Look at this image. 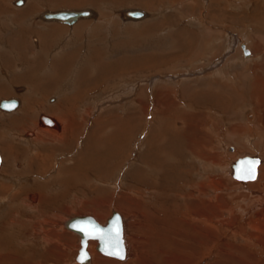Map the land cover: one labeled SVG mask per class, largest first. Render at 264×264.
<instances>
[{"label": "rangeland", "instance_id": "obj_1", "mask_svg": "<svg viewBox=\"0 0 264 264\" xmlns=\"http://www.w3.org/2000/svg\"><path fill=\"white\" fill-rule=\"evenodd\" d=\"M5 1V6L7 5V8L5 7L6 9L4 11L5 13L11 12V14L8 13L4 16H2V14L0 15V28L2 24L5 25L6 23H10V26H12L11 23H17V26L14 28L10 26H7L9 27L7 28L5 26V29L0 30V34L2 32L0 35V66H2L0 72L4 69V74L6 73V76L0 74V86L4 87L0 89V100L11 97H18L26 101L25 103H28L32 99L41 100L46 95L42 87L46 85L43 84L42 80L34 81L32 78V83L35 84L34 89L37 92H41L42 94L40 95H38V93L35 94L33 91L34 89H27L26 83L18 84L15 83V81L19 78L28 76L35 65L40 72L42 71L41 73L39 72L41 76H45V71L43 72V69L46 68V70L51 73V65L53 62L57 61L58 66L61 65L60 68L56 67L58 69L57 71H62L64 74L62 72L60 74L59 72L58 74L51 73V77L55 83L54 85L57 86L69 82L70 90H65L61 98L64 101L68 97H72L71 99L77 101L75 102L74 100L72 104V106H74H70V110L72 109L71 111L69 110L72 112L70 113V119H73V122L76 120L74 123L80 125V135H84V140L82 139L83 141L81 140L78 145L75 144V141L74 145L72 147L70 146L71 148L68 147L66 151L60 150L61 144L59 145V143L49 140V142L44 141L43 143L38 142V144H36L37 140L33 141V139L30 140L23 137L26 131L31 132L28 128V124H25L23 127L19 124H14L13 127L15 126V129H12L13 131L9 129L11 125L7 124L17 113H8L10 114L8 115L0 111V139L4 140L8 136L6 141L11 139L15 146L22 149V151L13 158L15 161H19H17L18 164L14 161L16 163L14 168L22 165L26 169L24 175H22V173L25 169L23 168L21 170L22 172L20 171L21 176L27 174V168L30 167V159L34 157L33 155L41 153L39 150L42 148H45V150L42 151L49 155L48 158L51 161L47 162L49 168L46 169V174H44L41 180L36 178L37 180L35 179V181H24L22 179V185L21 183L18 184L19 186L17 189H13L14 185L8 178L6 179L0 176V189L4 186L2 185L3 183L8 187L9 191V194L8 191L7 194L4 193L5 196L1 194L2 198H0L1 203L4 200L7 202L4 209L0 211V216L4 215L2 218V220H4L2 221L0 219V224L2 222L7 224V226H4L5 229H3V234L6 237L5 244L11 243L10 246L16 248L14 251L18 250L21 253L26 251L27 257H31L30 260L32 261V263H26L24 260L25 257L19 255L14 256L11 252L6 251L3 246L0 249V264H43V255L46 253H50L48 256L49 261L46 264H59L61 262V264H66L67 262H71L72 257L74 258L79 248V241L71 237L68 231L62 228V224L66 220L77 215H92L95 217L96 215L93 214L94 211H97L99 215L102 214L101 216L105 218H108L114 210L126 216L124 213L126 210L124 209L129 207L127 206L129 200L123 199L122 197L131 194L128 192L127 188L138 187V184H132L131 181L133 180L132 176H134V173L135 175L140 173L139 170H141V174L144 173V180H146L149 185L139 182L141 184L140 188H143L140 189L142 193L140 197L138 196L139 194H137L139 198L137 200L141 203V207L137 211L142 212L144 209L150 207L158 209L157 206H160L159 208L161 210H158L162 211L165 206V209L167 208L165 212L168 211L166 213L171 214L172 217L173 212H185L190 209V207L186 208L187 204L183 196L184 192L188 191L189 188L180 180L182 176L181 161L185 164H192L191 167H193L194 170L191 169L192 172L190 173V177L195 181V186L202 181V184L206 182L212 188L209 192V195L213 196L211 197L214 201H212V203L216 204L215 197L217 195H215V189L221 191L219 192V198L228 201L227 204H233L232 206L237 205L236 211L239 213L238 215H241L239 207L246 209L248 203L252 204L254 202L255 205V203L259 202V194L264 190V102L261 103L260 106V100H258V97H264V0H86L88 1L86 3L85 0H80L84 3L83 5H78L76 0H74L73 2L76 5H72L71 7L59 6V3H57L58 5H56V7H51V5L44 6L46 3L44 1L40 2V0H26L27 4L25 6H18L16 4L17 0ZM89 2L93 3L90 4ZM211 2L212 4L216 2L226 8L225 11H227L223 14L222 19L220 17L217 18L215 13L209 15L210 6L212 5ZM32 4L35 5V10L25 14L27 10H25V8H30ZM255 4H260L258 7L260 11L258 15L260 14L263 16L261 17L259 15L260 18L257 16V22H253L252 24L247 22L246 19L247 16L253 14ZM11 6L14 10L10 8ZM47 8L52 11L57 8H87L94 10L96 13L98 12V18H96L95 21L87 20L88 22L85 24H83V22L81 27H84V31L74 33V35H76L74 38L75 40L73 39V41L72 38L68 37L71 41L67 42L68 39L66 36L64 38V35L59 34L58 31L54 33L53 37L49 35L52 32V26H47L44 20L40 19L42 12L46 11ZM135 8L149 12V14H147L148 19L142 22L132 23L123 18L124 10ZM55 24L52 23L53 26L64 28V31L66 28L65 34L71 29L62 24ZM13 32H18L17 34L20 42H18L17 46H10L7 42L8 35ZM177 33H181L182 35L179 36ZM43 34L46 37H43L45 39L42 40V42L41 40L35 41L34 38L36 36L42 37ZM39 42L42 45H40ZM242 43H245L247 48L253 52L251 59L244 57L241 48ZM83 47L87 48V50H93V55L99 52V55L102 56L101 59H97L96 57L94 59H97V63L101 65L103 71L99 72L97 71L98 69H94V62L92 60V64L90 63L91 61L88 60L89 56L86 55L87 52H83ZM79 48H82V50H79V57L82 56L81 54H84L86 55L84 58H75L76 62L74 61L75 59L68 58V53ZM57 49H59L58 52L55 51ZM20 50L22 54L19 53L21 52ZM48 50L51 51L50 54L47 53L44 55L42 53ZM60 51L62 52L61 55H59ZM64 56L67 57L65 58ZM122 58L125 61V65L124 63L119 65L118 70L117 68L115 69L117 72L115 70H110L111 72L108 73L106 69L108 64L110 65L118 62L122 60ZM66 59L67 62H63ZM34 62L35 64L32 65ZM121 62H123V60ZM67 64L69 66H67ZM43 66L45 67L43 68ZM74 68L75 70L78 68L81 70L91 68V70L87 72L88 75L86 73V80L83 78L78 85L74 84V82L77 83L80 80L76 78ZM13 75L17 76V78ZM59 76H61V79H58ZM88 76L89 78H87ZM95 77L96 79H94ZM28 79L32 80L29 77L27 80ZM91 80L93 82H91ZM41 87L43 90H40ZM56 88L58 91L61 89V87ZM56 88H54V90ZM54 90L50 93H53V96L59 99L55 94L58 91ZM82 90L86 92L82 93ZM88 91H90V93H88ZM50 93H47V96L50 95ZM260 99L262 100V98ZM52 101L54 102L53 99ZM45 102L48 101L44 100L43 103L46 104ZM44 104H42V106H33V121H37L38 123L40 115H47V113L42 112V110H46ZM72 114L75 115V119L72 117ZM50 118L53 119L52 117ZM128 122L132 123L129 124ZM133 122L143 125L142 128H140V126L136 129L131 127L135 125ZM4 124L7 125V127H5ZM173 124L176 125V128ZM152 125H154L155 131L156 127L159 128L161 125H172V131L175 128L176 141H174V144H176L179 139L183 141V145L177 144L178 151L183 158L181 161V158L178 160V158L172 155L169 157V150L168 153L165 152L167 149L165 147L166 145L162 146L161 144L158 146V149H156V158L152 163L149 162V166H146L143 160H141L142 154L148 149L147 143L149 137H146V135L148 129L150 126L152 127ZM124 126L131 129L128 131H132L133 135L132 137L131 135H128L129 137L126 136V139L129 141L124 143L123 149L120 151L123 154L120 153L115 160L112 159L115 155H112L111 161L113 162H111V164L114 163V168L103 171L104 174H107V177L103 173L101 175L105 180H99L100 183L97 181V177H95L94 174L89 173L91 174V179L94 177L92 180L90 179L89 181L82 178L79 182L77 180L79 178H76L74 180L75 186H66V188L63 185L65 183L55 182V180L61 181L62 179L61 176H59L60 180L56 177L61 162L66 160L65 163H69L68 165L72 164L73 159L78 157L81 150L84 148L85 140H87L91 132H93L95 136L101 135L100 138H102L103 141L106 139V141H104L105 144H103L102 141L98 146L103 145L102 152L104 151L103 153L108 155L111 150V144L107 142L108 138L110 135L114 134V132L117 133L116 130L119 132L118 129L121 130ZM45 129L56 130L55 127L48 126H45ZM138 129L140 130L138 131ZM261 130L263 131L262 134ZM4 136L5 138L3 139ZM166 139L167 138L162 139L164 143ZM4 142L3 145L9 153L8 146H6ZM185 143H187L188 147L193 145L190 146L188 150ZM204 144H206V146ZM93 146L97 147L95 144ZM124 146L126 148H124ZM195 149L199 151V153ZM126 151L128 153H126ZM77 152L79 154H77ZM203 153L204 155L206 154V163H204V159L202 158ZM246 155L259 156L263 161L261 165L262 168L260 167V177L258 180L256 178L259 182L262 180L259 186H255L259 183L256 180L245 182L248 183V186L232 177L231 166L233 162L239 157ZM160 156H162V160ZM165 162L167 163L165 164ZM11 163L12 162H10V164ZM15 163L12 164L15 165ZM143 163L147 168L143 167ZM12 164L11 166H13ZM175 167L177 168L175 169ZM37 168H39V166H37ZM169 168L175 170V174L177 175L175 176V180L173 178L174 176H168V172L170 171ZM143 170H146V172ZM11 171L13 170H10V173ZM49 171H51V173ZM108 171L111 174L108 173ZM130 173L132 176H130ZM154 173L156 176L153 175ZM108 174H110V176ZM62 176L64 177V175ZM151 176L153 178L155 177V179H152ZM149 177L151 179H149ZM48 179H50L49 181H54L49 183L51 187L49 185L47 190L46 187L48 184H46V182ZM142 180L141 178V181ZM56 183L57 185H55ZM162 184L167 187V189H162ZM241 185L244 187L247 185V187L252 188L248 190ZM9 187H11V189ZM30 187H32L33 190L43 189L45 195H49L51 191L50 193L56 203H51L50 209L42 208L43 206L40 205L36 208H31V206H29L30 202L25 198L28 193L24 194L25 196L23 195V192L29 190ZM157 188H159V191ZM150 189L154 192H151ZM46 191L48 194L45 193ZM62 191H66L65 197L59 199L57 202L54 198L55 194L60 195ZM144 191L148 195H144ZM155 191L160 193H155ZM123 192L126 194H123ZM18 193H22V195L20 196ZM163 193H165V195H163ZM150 194L157 197L156 199L158 200L153 201L155 198L151 197ZM197 195V192H195L196 197ZM17 196L18 200H16ZM144 196L147 197L148 200H146ZM152 198L154 199L152 200ZM12 199L16 201H12ZM122 199L126 202H123ZM1 207L3 208V206ZM117 207H120V209ZM130 209L131 208L128 210ZM223 213L224 211H222L220 218L224 216L223 219L227 221L228 216H226V213ZM29 217L33 221L50 219L49 224H47L45 228L48 231L49 242L51 243H44L45 245H43L36 239L35 232L32 233L28 231L33 229L31 224L29 225V222H26L30 221V219L28 220ZM95 218L97 219L98 217L96 216ZM232 218L234 219L235 217ZM218 220L219 219H215L214 221L217 222ZM132 221L134 222L135 219L132 218ZM241 224H244L243 221L240 222V224L238 223L237 227H240ZM218 228L220 230L223 226H218ZM224 229L225 228L222 230ZM28 232L32 234L31 237H33V239L30 238L29 240V235L27 236ZM226 232L225 230H220V232L217 233L219 234L218 236L222 237V240L217 243L218 245H216L214 249L209 246H203L200 251L201 257H198L199 252L195 254L194 257L192 253L186 252V250L183 249V252L181 251L182 256L180 257L184 259L183 264H215L219 253H221V244L226 242L239 246H251L247 245L243 239L239 237L235 238L231 234L233 232L230 233L229 229ZM20 235L22 239L19 237ZM214 238H216V236H214ZM58 242L64 244L60 245L61 243ZM133 242H135L134 239ZM253 245L254 244H252V246ZM57 247H59V249ZM253 247L255 249V246ZM179 248L180 245L178 246V249ZM135 249L136 247L133 248V250ZM251 250L254 251L253 249ZM256 250L259 252L260 258L258 259L261 260L257 264H264V249L261 246H257ZM43 252L44 254H42ZM207 252H209V254H207ZM39 253L42 254V256L38 255ZM57 255L64 257V261L59 260V256ZM190 255H192L191 257L194 259H191ZM240 257L245 258L242 253ZM132 259L133 258H131V260ZM248 259L250 262L252 260V263L255 262L253 258L249 257ZM237 263L243 264L242 262H236V264Z\"/></svg>", "mask_w": 264, "mask_h": 264}, {"label": "bare ground", "instance_id": "obj_2", "mask_svg": "<svg viewBox=\"0 0 264 264\" xmlns=\"http://www.w3.org/2000/svg\"><path fill=\"white\" fill-rule=\"evenodd\" d=\"M41 1H44L46 3V5H44V6L51 5V7H56V5H58L57 3H59V6L61 5V6H64V7H71L72 5L73 6L76 5L73 2L74 0H40V2ZM86 2H88V1L85 0V3ZM76 3H78V5L79 4L80 5H83L84 4L80 0H76ZM92 3L93 2H91L90 4H92ZM26 4H27V1L24 0V4L23 5H18V6H25ZM211 4H212V2H211ZM259 5L255 4L254 10H253V14H250V16H247V19H246L247 22H250L252 24H253V22H257V18L260 15V14L258 15V12H260L259 11V8H258ZM57 9L56 10H53V11H60V10H84L82 8L81 9H64L63 8V9H58V10ZM225 9H226L225 7H223L220 4H218V3L215 2L214 4H212L210 6L209 15L210 14L213 15L215 13L216 16H217V18L220 17L222 19L223 18V14L226 13V11H227V10L225 11ZM25 10H26V12H25ZM25 10H24L25 14H28L30 11H34L35 10V5L32 4V6L30 8H25ZM90 10L92 11V15H90L89 17H81L75 23H73L72 25H69L67 23H64V22H62L61 20H58V19H44L43 14L46 11H52V10H50L48 8L46 9V11L42 12V14L40 16V19L44 20V22H45V24H47V26L48 25L49 26H52L51 27L52 28L51 29L52 32H51V34H49L51 37H53L54 36V33L58 31L59 34H63L64 35V38L66 36V38L68 39L67 42H70L71 41L70 38H72V40H73L76 37V35H74V33H77V32H80V31H84V27H81V25H83L86 22H88L87 20H90V21L93 20V21H95L96 18H98L97 17V13L98 12L96 13L94 10H92V9H90ZM125 11L126 10H124V12ZM143 11H145V10H143ZM124 12H123V18H124ZM263 12H262V14H263ZM32 14H33V12H32ZM147 14H149V12H146L145 11V16L142 17V18H139V19L129 18V19H126V20L127 21H130L132 23L133 22H135V23L142 22V21H145V20L148 19V17H147L148 15ZM52 23H54V24L55 23L62 24L63 26H68L71 29L68 30L67 33L65 34L66 28H65V31H64V28H62L60 26L59 27L53 26ZM177 34H179V36L182 35L181 33H177ZM43 37H46V36L43 34L42 37L36 36L34 39H35V41H40L41 40V42H42V40L45 39ZM68 37H70V38H68ZM39 44H40V42H39ZM40 45H42V44H40ZM246 47H247V45H246ZM80 49L82 50V48H79V49H77V50H75V51H73L71 53H68L67 54V55H69L68 58H70V59H75V58L78 59V58H81L82 59V58H84L87 55V56H89V59L88 60L91 61L90 62L91 64H92V60H93V62H94V65H93L94 66V69H96V70L98 69L97 71H99V72L103 71L101 65L97 63L98 62L97 59H101V57H102L101 55H99V52L94 53L95 55H93L92 54L93 50H87V48H84L83 52L86 51L87 54L86 55L81 54L82 56L79 57L80 56V54H79V52H80L79 50ZM55 51L58 52L59 49H57ZM249 51H250L251 55L245 56L244 53H243V55H244L245 58L251 59L253 52L251 50H249ZM50 52L51 51L48 50V51H45V52L43 51L42 53L44 55H46L47 53L50 54ZM19 53L22 54V51L19 52ZM61 53L62 52L60 51V54L59 53L58 54L61 55ZM95 57L97 59H94ZM156 59H158V58H156ZM122 60H123V62H121ZM122 60H120L118 62H115V63H112L110 65L108 64L107 68L104 67V66L103 67L107 69V72L108 73H110L112 70L114 71L116 68L118 70V66L121 65V64H123L125 62L123 58H122ZM74 61L76 62V59ZM84 61H85V59H84ZM63 62L66 63L67 62V59L64 60ZM57 63L58 62L55 61L51 65L52 66V68H51V70H52L51 73L52 74L53 73L54 74H58V72L60 74L62 72V71H57L58 69L56 67H59L60 68V66H61V65L58 66ZM34 64H35V62L32 65H34ZM124 65H125V63H124ZM65 66H66V64H65ZM67 66H69V65L67 64ZM1 67L2 66H0V68ZM44 67L45 66H43V68ZM90 70H91V68H88L86 70H81L79 68L75 70V68H74V71L76 73V78L77 79H80L78 82L76 81L77 83L74 82V84L75 85L80 84V82L82 81V79L86 77V73L89 72ZM6 72H8V71H6ZM39 72L40 71L38 70V68H36V65H35L34 68L32 69V72H29L31 74V76L29 74L28 77H30L31 79L33 78L34 81H36V80H42L43 84L46 85L45 87L42 86L44 88V94H46L45 97H43L41 100H39V99H35V100L32 99L28 103H25L26 101H23L22 99H20V105L16 108V110H14V111H4V110L0 109V111L5 112L7 114L8 113H13L14 114V112L17 113L16 116L13 117V119L10 120L9 123L7 124V125H11V126H9V129L11 131H13L12 129H15V126L13 127L14 124H19L22 127L25 124H28L29 125L28 128L30 129L31 132H27L26 131L25 132V135L23 136L24 138H28L30 140L33 139V141L34 140L35 141L37 140L36 141V144H38V142L43 143L44 141H47V142L53 141L55 143H59V145L61 144L60 145V148H61L60 150L66 151V150H68V147H70V146L72 147L74 145V142L75 141H76L75 144L78 145L80 143V141L83 139V136H84V135H80V129H81V127H80V125L74 123V122H76V120L73 122L72 121L73 119L72 120L70 119V117H71V114L70 113H72V112H70L72 110V109L70 110V108H71L70 106H72V104L74 103V100L75 99L73 100V99H71L72 97H68L66 100L63 101V99L61 98L62 95H64L65 90H70L69 89L70 88V84H68L69 83L68 82V83H63V85H60V84L58 86L57 85H54L55 83L53 82V78L51 77V73L48 72V70H46V68L43 69V72L45 73V76H41L40 73L42 71L40 73ZM62 73L64 74V72H62ZM108 73H105V74H108ZM0 74L3 75V76H6L5 75L6 73L4 74V69L0 72ZM114 74H115V72H114ZM87 75H88V73H87ZM48 76H49V78H48ZM111 76H112V73H111ZM92 77H94V76H92ZM103 77H104V75H103ZM87 78H89V76ZM90 78H91V76H90ZM97 78H99V77H97ZM33 79L32 80H29V79L27 80V77H22V78L17 79L15 81V83H18V84L26 83L27 89L30 88L32 90V89H34V83H32ZM58 79H61V76H59ZM94 79H96V77ZM8 80H9V78H8ZM85 80H86V78H85ZM91 82H93V81L91 80ZM70 83H73V82H70ZM68 85H69V87H68ZM42 87H41L40 90H43ZM56 87H61L60 91H58ZM1 88H4V87L3 86H0V89ZM54 88H56L55 90L58 91L55 94L57 95V98H59V99H56V97L53 96V93H50V92H52L54 90ZM81 88H83V87H81ZM84 89H85V87H84ZM33 91H34L35 94L36 93H38V95L42 94L41 92H37L35 89ZM80 91H81V89H80ZM83 92H84V90H82V93ZM47 93H50V95L47 96ZM78 93H79V91H78ZM88 93H90V91H88ZM50 96H53L54 98L53 97L49 98ZM79 97H81V96H79ZM260 98H262V100ZM260 98L258 97V100H260L259 101V105L261 106V103L264 102V97H260ZM52 99L54 100V102L52 101ZM44 100L45 101L47 100L48 102H45L46 104H44L43 103ZM51 102H53V103H51ZM75 102H77V101L75 100ZM42 104H44V106L46 107V110L45 111L42 110V112L47 113L48 116H50V117H52L54 119V120L52 119L54 121V124L53 125H48V124L44 123L41 120V116L42 115H40V120L38 121V123H37V121H33L32 120L33 115H34L32 113L33 110H34V107L33 106H37V105L38 106L39 105L42 106ZM260 109H261V107H260ZM67 111H68V113H67ZM8 115H10V114H8ZM72 115H73L72 117L75 119L76 118V117H74L75 115L74 114H72ZM128 123L130 124L132 122H128ZM133 123L135 125L134 126H131V127H134L135 129L138 128L139 126H140V128H142V126H143L141 124H136V122H133ZM7 125H5V127H7ZM45 126L55 127L56 130H54V129L53 130H51V129H45ZM126 126H128V125H126ZM174 126L176 128V125H174ZM174 129L172 131V125H161L159 128L156 127V131H155L154 125H152V127L150 126V128L148 129L147 135H146V137L147 136L149 137V141L147 143L148 149H147V151H145L144 154H142L143 156H142V159H141L146 164V166L149 164V162L152 163L153 160L156 158L155 157L156 156V152H157L156 149H158V146H160V144L162 146H165L166 145L165 147L167 149L165 150V152L168 153V150H169V153H168L169 154V157H171L170 155H172L173 157L178 158V160L181 158L180 161L183 159L182 156L180 155L179 151H178V145H177L178 143L180 145H183V141H180V139H179V141L176 144H174V141H176ZM118 130H119V132L116 130L117 133L114 132V134H112L110 132L112 135H110V137L108 138L109 141L107 140V142H109L111 144V150H110V153L108 155L105 154V153H103L104 151L102 152V146L103 145L102 146H98V145H100V142L103 141L102 138H100L101 135L100 136H97V135L95 136V134H93V132H91V134H89V137L87 138V140H85L84 148L81 150L80 154L77 152V154H79L78 157H76V158L73 157L74 158L73 159V163L71 162L72 164L68 165L69 163H67V162H66L67 164L65 163L66 160L61 162L60 168H58L59 170L57 169L58 170V174L56 175V177L59 178V176H61L62 179H61V181L55 180V182H57V183L58 182L65 183V184H63L64 187L71 186V185L73 186L74 185V180L76 178H79V179H77L79 182H80V179H82V178H84L85 180H89L90 181L91 174H94L95 177H97V181L98 182H100L99 180L104 179V177L101 176L102 173H103V171H107V170H110V169L114 168L113 167L114 166V163L111 164V162H113V161H111L112 155H115V157L112 158V159L115 160V158H117V156L121 153L120 151L123 149L124 143L126 141H129V140L126 139V136L131 135V137H132V135H133L132 134L133 133L132 131H128V130H131V129H128L125 126L121 130L120 129H118ZM139 130L140 129H138V131ZM177 130H176V132H177ZM35 132H36V134H35ZM262 132L263 131L261 130V134H262ZM7 137L5 138V136H4L3 139L5 138L4 140H7ZM259 137H261V136H259ZM163 138H167L165 143L162 140ZM4 140L2 141L0 139V153L2 154L1 155V157H2V163H1V166H0V176L3 177V178H6V179L8 178L10 180V182L13 183V185H14L13 186V189L14 188L17 189V187L19 186L18 184H20V183L22 185V181L23 180L24 181L25 180L26 181L27 180H29V181L30 180L35 181L36 178L41 180L43 178L44 174H46V169L49 168L48 165H47V162H51L49 160V158H48L49 155H47L45 152L43 153V151H42V150H45V148H42L41 150H39V151H41V153H37V154L33 155L34 157L30 159V162L28 161L30 163V167L29 168L26 167L28 169V171L26 172L27 174L25 173L26 174L25 176H21L20 171L23 168L25 169V167H23L21 165V166H17V167L14 168V166H16V163L15 162H17L18 160L15 161V159H13V158L15 156H17V154H19L20 151H22V149L20 147H18V146H15L13 143H10V144L7 145L8 146V149L10 151L8 153V151L6 150V148L3 145ZM97 141H99V142H97ZM104 141H106V139ZM104 141H103V144H105ZM70 143H72V144H70ZM94 144L97 147L93 146ZM192 145H190V146H192ZM204 145L206 146V144H204ZM128 146H129V144H128ZM185 146H187V143H185ZM198 146H199V144H198ZM189 147L187 148L188 150L190 149ZM124 148H126V147L124 146ZM195 150H193V151H195ZM76 151H77V148H76ZM47 152H49V151H47ZM197 152L199 153V151H197ZM126 153H128V152L126 151ZM204 153H203L202 158L204 159V163H206L207 158H206V154L204 155ZM121 154H123V153H121ZM168 154H167V156H168ZM127 156H129V155H127ZM163 156H166V155H163ZM67 157H68V154H67ZM122 157H121V159H122ZM161 157L162 156H160V158ZM173 157H172V159H173ZM190 158H191V154H190ZM198 158H201V157H198ZM161 160H162V158H161ZM9 161L12 162V163H15V165L11 163L13 165V166H11V164H10ZM169 161H170V159H169ZM18 162H17V164H18ZM167 162H165V164ZM235 162H233V163H235ZM262 162L263 161L261 159V163L258 166V176H257V180L260 177V167L262 165ZM144 163H143V165H144ZM167 164L169 165V162ZM37 166H39V168H37ZM146 166L144 165L143 167L145 168ZM176 166H177V164H176ZM180 166H181V170H182V173H181L182 176L181 177L179 176L180 177V180L183 181L184 184L186 185V187L189 188V190L186 191V192H184V195H183L184 196V200H185V202L187 204L186 208L187 207H190V209L188 211H185V212H179V211L173 212L172 213L173 214L172 217H171V214L166 213L168 211L165 212V210H167V208L165 209V206H164V209L162 211H159L158 210V209H160L159 208L160 206L159 207L157 206L158 209L151 208L150 207L148 209L147 208L144 209V211H142V212L141 211H137L141 207V203L138 202V200H137V199H139L137 197V194H139L138 195L139 197L142 194L141 191H140V189L143 188V187L140 188V185L142 184V182H143V184L146 183V185H149V183H147V181L144 180V177H143V174L144 173L141 174V170L138 169L140 167V164H139V167L137 169L140 171V173L137 174V175H135V173H134V176H132V174H131L132 172L130 173V176H132V179H133L131 181V183L132 184H138V187H133V188L130 187V188H127L128 189V192L131 193V194H129L130 196L129 195H127V196L126 195L125 196L123 195L124 197H122L123 199L125 198V199H128L129 200L128 203H127V206H129V207H127V209H124L127 212L126 211L125 212L123 211L126 214V216H123L122 213L119 212L121 214V216H122V222H123V238H124V243H125V247H126V256H125V258H122L121 259L120 257L114 256V255H108L106 253H103V252L99 251L97 249L98 240L97 239H94V238H90L88 240V246H87V250H88V252L90 254V260L85 261V262H83L81 260H78L77 257H78L79 250L81 248V237H80L79 233H77L74 230L69 229L66 226V223L69 220L68 219V220H66L62 224V228L64 230L68 231V233L70 234L71 237H74V238L78 239L77 241H79V248L77 249L74 258L72 257L71 262H67L66 264H183L184 263L183 262L184 259H181L180 258L182 256L181 255V251L183 249L186 250V252L188 251V252L192 253V255H194V257H195V254H198V252H199V256L198 257H201L200 251H201L202 247L203 246L204 247L209 246L210 248H213L214 249L215 246L218 245L217 243L222 240V237L221 236H218L219 234H217V233H219L220 230L221 231H224L225 230V232H226L228 229H229L230 233L233 232L231 234L235 238L239 237V238L243 239L245 241V243H247V245H251V246H239V245H236V244H231L230 242L229 243H227V242L226 243H223V244H221V247H220L221 253H219V255H218L217 259H216L215 264H226V262H227V264H236V262H242L243 264H257L259 261H261V260L258 259L260 257H259V252L256 250V248H257V246L258 247L261 246L264 249V198H263L264 197V190H262L260 192V194H259L260 200H259L258 203H255V205H254V202L252 204H249L248 203L249 205L248 204L246 205V207H247L246 209L239 207V211H241L240 212L241 215H238L239 213L236 211V208H237L236 206L237 205L232 206L233 204L232 205L227 204L228 201H224V199L219 198V192H221L219 189H215V192H216L215 195H217V196L215 197L216 198V204H214V203H212L213 200L211 198L213 196L212 195H209V192L211 191L212 188L209 186L208 183L204 182L202 184L201 183L202 181H201L198 185L195 186V181L190 177V173L192 172V170H194V168L191 167L192 164H190V163L189 164L188 163L185 164V163H183L181 161L180 162ZM11 167H13V168H11ZM176 168L177 167H175V169ZM231 169H232V177H233V168H232V166H231ZM10 170H13V171H11V173H10ZM146 170H143V171L146 172ZM151 170L153 171L152 168H151ZM169 170L170 171L168 172V176L169 177L170 176H174L173 178L175 180V176H177L175 174V170L174 169H170V168H169ZM25 171H26V169L23 170L22 175H24V172ZM139 171H137V172H139ZM152 171H150V172H152ZM156 171H157V169H156ZM163 171H164V169H163ZM49 172L51 173V171H49ZM147 172L149 173L148 170H147ZM89 173H91V174H89ZM108 173H110V172L108 171ZM11 174H14V175H11ZM110 174H108V175L110 176ZM35 175H36V177H35ZM53 175H54V173H53ZM62 175H64V177ZM104 175H106V177H107V174H104ZM145 175H147V174H145ZM153 175H155V173ZM93 178L94 177H92V179ZM141 178L143 179L142 181H141ZM151 178L152 179H155V177L153 178L152 176H151ZM151 178L149 177V179H151ZM177 179H179V178H177ZM234 179H236V178H234ZM49 180L50 179L47 180L48 183L46 182V184H48V186L46 187V189L49 187V185H50L49 183H51V181H54V180H51V181H49ZM59 180H60V178H59ZM236 180L237 181H240V182H243V184H247V185H248V183H245V182L254 181V180L242 181V180H238V179H236ZM19 181H21V182H19ZM261 181L260 182L257 181L259 183L256 184L255 186H259V184L261 183ZM160 182H162V181H160ZM11 183H10V185H11ZM25 183H27V182H25ZM57 183L55 185H57ZM41 184H42V182H41ZM103 184H105V183H103ZM2 185H4V186H2L1 189H0V198H2L1 194H4V193L7 194V191H8V187H6L5 184H3V183H2ZM157 185H159V184H157ZM247 185L245 187L243 185H241V186L243 188H245V189H248V190L250 188H252V187H247ZM11 187H12V185H11ZM11 187H9V188L11 189ZM50 187H51V185H50ZM161 187L164 190L167 189V187L163 186V184L161 185ZM116 189H117V186H116ZM152 189H150V191L151 192H154ZM157 189L159 191V188H157ZM162 189H160V190H162ZM179 190H181V189H179ZM158 191L157 192L155 191V193H158ZM50 192H49V195H45L43 189H40V190L34 189L33 190L32 187H30L29 190L23 192V195L26 194V193H28L27 196H25V195L24 196H25V198H27L26 200H28V202H30V205L29 206H31V208H33V207L36 208V207H38L40 205V206H43L42 208H45V209L49 208L50 209V204L51 203H56L55 200L53 199L52 194ZM65 192L66 191H62V193L60 195L59 194L58 195L55 194V197L54 198L57 200V202L59 201V199H63L65 197ZM165 192H167V191H165ZM195 192H197V194H198L197 197L195 196ZM45 193H47V191ZM144 193H145V191H144ZM148 193H149V191H148ZM5 194H4V196H5ZM8 194H9V191H8ZM123 194H126V193L123 192ZM15 195H16V193H15ZM19 195L21 196L22 193L19 194ZM144 195H148V194L145 193ZM153 195H154V193H153ZM161 195H162V193H161ZM163 195H165V193H163ZM151 197H154V196L151 195ZM17 198H18V196L16 197V200H18ZM144 198H146V200H148L147 197L144 196ZM154 198H152V200L154 199L153 201L158 200V199H156L157 197H154ZM14 199H12V201ZM131 199H133V200H131ZM16 200H14V201H16ZM123 202H126V201L123 200ZM6 203H7L6 200L2 201V203L0 202V211L4 209ZM149 203H150V201H149ZM243 204H245V203H243ZM1 206H3V208ZM117 208L120 209V207H117ZM129 208H131V209L128 210ZM85 211H87V210H85ZM222 211H224V213H226V216H228V220L227 221L223 219L224 216H223V218H220ZM112 213H111V215H112ZM93 214H95L98 218L96 219L95 218L96 216L95 217L93 216V217L97 221H99L100 223H102L104 225L106 224L108 218L111 216L110 215V216H108V218L107 217L105 218V217L101 216L102 214L99 215L97 213V211H94ZM3 216H0V219L1 220H2ZM7 216H9V215H7ZM77 216H84V215H77ZM232 217H235V218L233 219ZM132 218L135 219L134 222L132 221ZM29 219H30V217L28 218V220ZM215 219H219V220L216 222V221H214ZM49 221H50V219H42V220L40 219L38 221H36V220L33 221V220L30 219V221H26V222H29V225L31 224V227H33V229L28 230V231H30L32 233L35 232L36 235H37V236L35 235L36 239L39 240L43 245H45L46 243H51V242H49L50 240H49V237H48V231L45 228V226L47 224H49ZM242 221H243L244 224L243 225L241 224L240 227H237L238 223L240 224V222H242ZM4 226H7V224L4 223V222H2L0 224V249H1V247L4 246L5 247L4 249L6 251L11 252L14 256L15 255H19V256L25 257L24 260L26 261V263H28V262L29 263H32V261L30 260L31 257L30 258L27 257V252L26 251L23 252L21 250L23 253H21L18 250L14 251V249H16V248H12L10 246L11 243L10 244H5L6 243V237L3 234L4 233V230L3 229H5ZM218 226H223V228H225V229L222 230L223 228H221L219 230L220 227L218 228ZM27 228H28V226H27ZM24 232H22V233H24ZM30 232H28V234H27V236L29 235V240H30V238L33 239V237H31L32 234ZM214 236H216V238H214ZM19 237L21 238L22 236L20 235ZM133 239L135 240V242H133ZM7 240H8V237H7ZM252 241H254L256 243H254ZM58 243H61V242H58ZM63 244L61 243L60 245H63ZM252 244H254L253 246H255V249L252 246ZM179 245H180V248L178 249V246ZM59 247H57V248L59 249ZM134 247H136L135 250H133ZM250 248L253 249L254 251H252ZM44 251H46V250H44ZM62 251H64V250H62ZM179 251H180V253H179ZM62 253H64V252H62ZM241 253H242V255L245 256V258H241L240 257V254ZM42 254H44V252ZM42 254L39 253L38 255H41L42 256ZM49 254L46 253V254L43 255V259H44V263L43 264H46L49 261V257H48ZM207 254H209V252H207ZM183 255H184V253H183ZM192 255H190V257ZM57 256H59V255H57ZM249 257L255 259V262L252 263V260L250 262L249 259H248ZM63 258L64 257H60L59 256L58 259L61 260V261H64ZM131 258H133V259L131 260ZM192 258L193 257H191V259ZM196 260H197V257H196ZM224 260H226V261H224ZM61 263H59V264H61ZM2 264H4V263H2ZM33 264H35V263H33Z\"/></svg>", "mask_w": 264, "mask_h": 264}, {"label": "water", "instance_id": "obj_3", "mask_svg": "<svg viewBox=\"0 0 264 264\" xmlns=\"http://www.w3.org/2000/svg\"><path fill=\"white\" fill-rule=\"evenodd\" d=\"M17 5H23L24 0H17ZM92 15L90 9L84 10H60V11H46L43 14L44 19H58L64 23L72 25L81 17H89ZM145 16V11L140 9H127L124 12V19H139ZM245 56L251 55L245 43L241 45ZM20 105L18 97H11L8 99L0 100V109L4 111H14ZM41 120L48 124L53 125L54 121L47 115H42ZM2 157L0 154V166ZM261 163L259 156L246 155L239 157L235 163L232 164L233 177L249 181L255 180L258 176V166ZM66 226L79 233L81 237V248L78 253V260L83 262L90 260V254L87 250L88 240L94 238L98 240L97 249L103 253L108 254L110 251H117L123 258L126 256V247L123 238V222L121 214L114 210L112 215L108 218L106 224L97 221L92 215L74 216L69 219ZM119 231V248L114 246L117 243L116 232ZM109 255V254H108ZM117 256V255H114ZM120 257V256H117Z\"/></svg>", "mask_w": 264, "mask_h": 264}, {"label": "crops", "instance_id": "obj_4", "mask_svg": "<svg viewBox=\"0 0 264 264\" xmlns=\"http://www.w3.org/2000/svg\"><path fill=\"white\" fill-rule=\"evenodd\" d=\"M5 4H6V1L5 0H0V15L2 14V16H4V15H7L8 13L9 14H11V12H6L5 13V9L7 8V5L5 6ZM6 7V8H5ZM10 8H12V10H14V8L11 6ZM10 23H6L5 25H3L2 24V26H1V28H0V30H3V29H5V26L7 27V26H10L9 25ZM12 24V26H10V27H15V26H17V23H11ZM7 28H9V27H7ZM16 31H18V30H16ZM18 33V32H17ZM16 32H13V33H11V34H9L8 35V38H7V42H8V45H13V46H17L18 45V42H19V37H18V34H17ZM1 34H2V32H1ZM0 34V35H1ZM4 39V38H3ZM4 42H5V39H4ZM14 77H16L17 78V76H14ZM27 78H28V76H26ZM30 78V77H29ZM1 83V82H0ZM35 85V84H34ZM3 141V140H2ZM5 142L4 143H6V146H7V143L8 144H10V143H13V141H11V139H8V141H6V140H4ZM16 142V141H15ZM13 145V144H12Z\"/></svg>", "mask_w": 264, "mask_h": 264}, {"label": "snow or ice", "instance_id": "obj_5", "mask_svg": "<svg viewBox=\"0 0 264 264\" xmlns=\"http://www.w3.org/2000/svg\"><path fill=\"white\" fill-rule=\"evenodd\" d=\"M116 237H117V243H116V245L114 247L115 248H119V231L118 230L116 232ZM108 254L109 255H117V256H120L121 259L123 258L122 255H120V253L117 252V251H110Z\"/></svg>", "mask_w": 264, "mask_h": 264}]
</instances>
